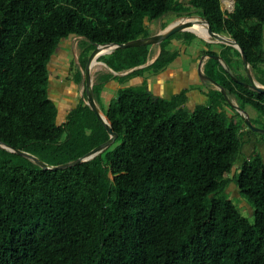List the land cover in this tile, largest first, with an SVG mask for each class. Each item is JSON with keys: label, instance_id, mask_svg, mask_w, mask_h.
<instances>
[{"label": "trees", "instance_id": "16d2710c", "mask_svg": "<svg viewBox=\"0 0 264 264\" xmlns=\"http://www.w3.org/2000/svg\"><path fill=\"white\" fill-rule=\"evenodd\" d=\"M193 10L240 45L250 68L264 71V0H233L231 11L221 0H0V141L49 165L105 142L85 92L59 119L47 67L59 42L126 43L150 35L146 22ZM175 35L195 39L176 32L159 43L151 64L115 78L125 83L165 69L178 55L167 46ZM222 45L226 63L242 61ZM149 47L116 48L103 61L114 71L131 69L146 63ZM204 53V73L241 111L248 105L264 117V93L242 84L247 75L228 63L231 71L223 69L215 51ZM110 78L96 76L95 101ZM74 79L81 82L80 71ZM219 98L209 95V104L191 110L186 90L161 97L144 84L123 85L102 109L114 141L65 168H43L0 145V264H264V133L262 152L242 157L244 118L227 120ZM230 182L247 198L253 222L225 192Z\"/></svg>", "mask_w": 264, "mask_h": 264}, {"label": "crops", "instance_id": "0c3cea01", "mask_svg": "<svg viewBox=\"0 0 264 264\" xmlns=\"http://www.w3.org/2000/svg\"><path fill=\"white\" fill-rule=\"evenodd\" d=\"M228 4H232L230 10L226 8ZM221 5L222 8L227 11H231L233 8V2L231 0H221ZM180 19H183L182 16H176L174 19L166 23L160 18L146 23L149 24V33L150 35H152L161 32L163 29L173 23L180 22ZM188 25H191L192 27L195 26V23H188ZM167 46L170 51L178 50L177 56L179 58H182L183 62L177 64L174 59L165 67V69L156 74H151L150 72L145 71L142 76H134L125 83H120L119 80L115 78V76H122L135 68H140L151 64L160 52V44L158 43L150 45L147 61L145 64L122 71H114L103 61L104 59H101L99 57V55L94 59L96 63H92V65L90 66V89L92 88V85L96 80V76L99 73H111L113 75V78H110L99 92V98L102 100V104L108 105L109 102L116 96L117 90L123 85L144 84L146 85V89L151 91L153 94L161 97H170L180 92L181 90H186L187 99L185 102V106L188 107V109L192 110L197 105H203L202 103H206V94L208 93V89H205V83L201 81V78L198 75V67L201 68L202 72L204 73L205 63L209 57L207 53H204V51L208 50L215 51L219 56V62L224 63L225 60L220 54V51L223 48L222 43L212 40L209 37L199 36L195 34V39L189 42L185 41L181 36H176L170 40ZM211 46H213V49H211ZM232 57L233 59H231V61H233V63H237L239 61L237 57ZM98 64H101L102 66ZM231 70H233V68H231ZM249 70L251 71L250 67ZM256 72H258L257 75L255 74ZM256 72H250L251 76L255 80V82L261 84L258 81L261 74L259 75L258 70H256ZM80 73L82 75V88H85L84 67H81ZM211 84L213 89L218 88L214 83L211 82ZM80 92L81 95H83L81 88ZM59 102L61 104L63 103L61 101ZM95 102L102 113V109L100 108L99 104L97 103V101Z\"/></svg>", "mask_w": 264, "mask_h": 264}, {"label": "rangeland", "instance_id": "374dc122", "mask_svg": "<svg viewBox=\"0 0 264 264\" xmlns=\"http://www.w3.org/2000/svg\"><path fill=\"white\" fill-rule=\"evenodd\" d=\"M195 12L196 11L193 10V13L191 15L199 16L197 12L196 13ZM175 17H176L175 12H168L164 14L163 16H161L160 19L164 20V22L166 23V22L171 21ZM147 25L149 29V24L147 23ZM188 26H191V25H188ZM192 27L199 29L196 26H192ZM94 48H95V45L93 46L92 44H90L89 41H87L83 37L79 38V37L73 36V37L64 38L59 42L58 47L56 48L55 52L53 53L51 57V60L49 61L47 65L48 71H49V92H50V95L55 100L56 104L58 103L57 105H59L60 107L59 119L64 118L65 111L66 109H68V107L72 106L73 104H76L82 98L80 88L82 90V94L84 95L85 88H82L83 86L81 82L76 83L74 78L77 75L78 71H80L84 60H86L87 62ZM211 49H213V46H211ZM107 54H110V53L101 54L100 55L101 59L103 58L105 59V56ZM174 59L177 64H179L180 62H183L182 58H179L178 56H176ZM227 63L225 61L224 63L219 62L221 67L227 71L228 70L231 71L229 66L230 67L233 66L232 67L233 70L231 72L234 71V73L239 74L241 76L246 74L245 66L241 60L238 61L237 63H233V61H231V64L230 62L228 63L229 66L227 65ZM98 65H101V64H98ZM260 68L263 69L264 65L260 66ZM250 72L255 73L256 69L251 68ZM255 74L257 75L258 72H256ZM260 74L263 76L264 71H262V73L259 72V75ZM201 81L205 83V89H208V92H209L206 94L207 96L206 103H202V104L205 105V104L210 103L209 95L214 96L215 99L217 100L220 96L218 97L215 92L216 90H220V89L219 88L213 89L211 81L209 82V80L205 78H202ZM230 100H231L230 102L227 100L226 102H224L221 98H219V104H217L218 110L219 112H222L223 115L226 116L227 120H230L233 118L235 121H238L245 114L241 112V110L239 109L238 103L234 99V97H230ZM59 101L63 103L61 104ZM97 103L99 104L101 109H103V107L106 106L105 104H102V100L100 98H98ZM242 110L247 113V115L249 116V119H251V121L254 123V124L252 123L253 125L257 126L256 124L262 123L264 121L263 119L264 117L261 116L260 112L255 110L254 108L248 105H245L244 108H242ZM245 126L248 127L246 124ZM243 131L245 133H244V144H243L242 151H241L242 157L247 159L248 157H246L245 154L248 156H251L250 153L254 155V154H257L259 151L262 152L263 146H262V141H260L262 134L256 131H252L251 135L257 141L252 139L251 141L252 143H251V142H248L249 137L251 136L246 133L245 129ZM253 145L255 148L253 147ZM239 164H241V158L237 159L236 165H239ZM236 168L237 167H235L234 169ZM225 192L229 194L230 198L237 205L242 215H244L250 222H253L254 216L252 212V207L248 203V200L246 197H244L243 195H239L235 185L232 182L228 184V186L225 189Z\"/></svg>", "mask_w": 264, "mask_h": 264}, {"label": "water", "instance_id": "95a60500", "mask_svg": "<svg viewBox=\"0 0 264 264\" xmlns=\"http://www.w3.org/2000/svg\"><path fill=\"white\" fill-rule=\"evenodd\" d=\"M231 1L233 2V0H231ZM182 18L183 19L184 18H195L196 21L202 22V23H204L206 25L207 33H208L207 37H209L212 40H215L217 42H220L222 44L229 45V46H232V47L236 48L240 52L242 62L244 64V66H245L246 74H247V77L249 79V83L242 82V81H240V82L242 84H244L245 86L249 87L252 90H255V91L260 92V93H264V85H261V84L255 82V80L252 78L250 70H249V64H248L247 58L244 55L243 50L240 47V45L234 39H232L228 35H225V34H222V33L213 32L211 30V28H210V25H209L208 21L202 16L189 15V16H184ZM188 23H189L188 21L185 22V21L181 20L180 22H176V23H173V24L169 25L168 27L163 29L161 32H158V33L152 34V35H148V36H145V37H139V38L127 41L126 43H120V44H118V43H105V44H96L95 45V48L91 52V54H90V56H89V58H88V60L86 62V65L84 67V71H85V95H86L85 103L87 105H89V107L95 112L97 117L101 120V122L103 123V125H104V127H105V129H106V131H107V133L109 135V137H108V139L105 142H103V143L99 144L98 146L94 147L93 149L88 151L86 154H84L82 157L77 158V159H75V160H73L71 162L64 163V164L49 165V164L39 160L35 155H33L31 153H28L26 151H22V150H19V149H15V148L7 145V144L2 143L1 141H0V145L3 148H6V149H8L10 151L16 152V153L21 154V155H25L26 157L30 158L31 160H33L34 162H36L37 164H39L43 168H50V169H59V168H65V167H68V166H71V165H75V164L83 162V161H85V160H87L89 158H92L96 154L100 153L104 148L109 146L114 141V139L116 138L117 134L115 132H113V130L111 129V126H110L107 118L99 110V108H98V106H97V104L95 102V99L93 97V94L91 92V89H90V85H91V83H90L91 82V80H90V66L92 65L94 59L96 57H98L99 55L103 54V53H111L116 48H125V47L138 46V45L158 44V43L162 42L164 39H166L167 37H169L170 35H172V34H174L176 32H179V31H189V32H193V33H195V34H197L199 36H202V35L198 34L197 32L187 28L188 27ZM100 46L108 47V50L96 55V51H97L98 47H100ZM211 57H213V58H215L217 60L219 58V56L217 54L216 55H211ZM198 75H199V77L201 79L205 78V79L211 81L212 83H214L221 90V93L223 94L225 99L227 101H229V102L231 101L227 97L226 91L216 81L211 79L208 75L204 74L202 72L201 68H199V67H198ZM241 112H243L245 114L243 116L244 117V122L250 129H252L253 131H256V132L264 133V128H259V127L255 126V125H253L252 122L250 121L249 116L247 115V113L245 111H243V110Z\"/></svg>", "mask_w": 264, "mask_h": 264}, {"label": "bare ground", "instance_id": "6f19581e", "mask_svg": "<svg viewBox=\"0 0 264 264\" xmlns=\"http://www.w3.org/2000/svg\"><path fill=\"white\" fill-rule=\"evenodd\" d=\"M181 20V19H180ZM183 21L185 22H189L190 23H195V26L198 27L199 29L195 28V27H191V26H188L187 28L197 32L198 34L204 36V37H207L208 33H207V27L204 23L202 22H198L195 20V18H184L182 19ZM108 50V47H103V46H100L98 47L97 51H96V55L99 54V53H102V52H105ZM96 63L95 60L93 61V64Z\"/></svg>", "mask_w": 264, "mask_h": 264}, {"label": "flooded vegetation", "instance_id": "af4514ba", "mask_svg": "<svg viewBox=\"0 0 264 264\" xmlns=\"http://www.w3.org/2000/svg\"><path fill=\"white\" fill-rule=\"evenodd\" d=\"M247 128H248V127H244L243 130L245 129V131H246ZM250 136H251V137H249L248 142H251L252 139L256 140L255 138H253V136H252L251 134H250ZM256 141H257V140H256ZM260 141H261V140H260ZM251 143H252V142H251ZM253 147H254V145H253ZM254 148H255V147H254ZM250 154H251V156H252V153H250ZM245 156H246V157H251V156H248V155H246V154H245Z\"/></svg>", "mask_w": 264, "mask_h": 264}, {"label": "built area", "instance_id": "2783aa9c", "mask_svg": "<svg viewBox=\"0 0 264 264\" xmlns=\"http://www.w3.org/2000/svg\"><path fill=\"white\" fill-rule=\"evenodd\" d=\"M231 7H232V4H228L226 8L230 10Z\"/></svg>", "mask_w": 264, "mask_h": 264}]
</instances>
